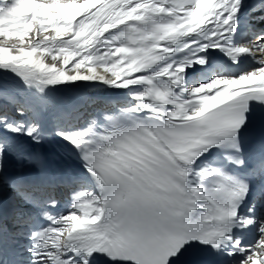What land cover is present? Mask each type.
<instances>
[{
	"label": "snow or ice",
	"instance_id": "1",
	"mask_svg": "<svg viewBox=\"0 0 264 264\" xmlns=\"http://www.w3.org/2000/svg\"><path fill=\"white\" fill-rule=\"evenodd\" d=\"M0 264H264V0H0Z\"/></svg>",
	"mask_w": 264,
	"mask_h": 264
},
{
	"label": "bare ground",
	"instance_id": "2",
	"mask_svg": "<svg viewBox=\"0 0 264 264\" xmlns=\"http://www.w3.org/2000/svg\"><path fill=\"white\" fill-rule=\"evenodd\" d=\"M70 91H79V89H71ZM89 91H94V89H89Z\"/></svg>",
	"mask_w": 264,
	"mask_h": 264
}]
</instances>
